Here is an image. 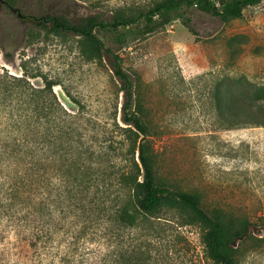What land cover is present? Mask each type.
I'll return each mask as SVG.
<instances>
[{
  "label": "rangeland",
  "instance_id": "374dc122",
  "mask_svg": "<svg viewBox=\"0 0 264 264\" xmlns=\"http://www.w3.org/2000/svg\"><path fill=\"white\" fill-rule=\"evenodd\" d=\"M10 1L23 17L53 13L78 21L94 15H135L162 0ZM191 18L189 27L173 22L117 51L136 82L153 132L160 182L200 192L209 211L220 208L249 218L255 225L250 236L234 246V256L237 264H264V126L228 129L219 115V100L227 93L240 101L264 99V2L236 19L199 11H192ZM0 75L13 86L18 83L9 75L36 88H43L45 81L54 85L55 114L44 121L45 141L38 154L47 160L51 187L60 169L58 183L65 199L58 212L60 234L51 247L65 253L70 235L84 225H72L66 209L72 175H94L93 192L82 204L93 208L94 218L84 212V220L107 225L128 197L122 176L131 168L127 150L132 141L121 122L120 83L106 59L86 56L80 37L37 29L1 1ZM6 98H0V139L11 133L18 139L17 132L5 127L9 112L24 122L30 108L20 94L12 101ZM54 128L60 134L53 138ZM146 219L137 232H119L125 243L134 233L140 241H150L145 251L153 257L151 264H215L205 245L207 228L191 212L168 202ZM93 227L101 232L98 225ZM89 240L79 243L85 253L94 251Z\"/></svg>",
  "mask_w": 264,
  "mask_h": 264
},
{
  "label": "trees",
  "instance_id": "16d2710c",
  "mask_svg": "<svg viewBox=\"0 0 264 264\" xmlns=\"http://www.w3.org/2000/svg\"><path fill=\"white\" fill-rule=\"evenodd\" d=\"M1 2L11 6L10 0ZM263 2L264 0H162L139 10L135 15H94L78 21L66 14L53 13L22 17L47 33L80 37L83 52L90 60H107L120 83L123 98L121 122L126 126L123 130L130 134L132 141L127 150L132 163L129 173L122 176L128 197L122 207L115 206L118 208L116 217L107 225V221L95 222L91 219L94 218L90 211L93 208L88 209L86 205H82L93 192L94 175L87 171L72 175L73 184L69 192L72 196L67 199L66 209L69 212H66L73 220L72 225L78 226L79 222L84 225L79 232L70 235L71 242L65 253L60 250L55 252L51 244L60 234L61 217L58 212H61L60 207L65 197L61 191L62 186L58 183L60 169L57 168L55 183L51 187L47 160L38 154L43 150L42 144L45 141L44 121L53 119L55 114L51 98L54 97V85L45 81L43 88H36L28 82L22 83L21 77L9 75L18 83V86H13L0 75V98L7 97L12 101L15 94H20L31 114L27 116V113L22 122L16 120L10 111L12 116L7 119L5 127L13 133L17 132L19 138L14 139L11 133L6 139H0V264H151L153 257L145 251L151 242L140 241L134 233L128 235H131L129 242L125 243L119 229L137 232L148 221L147 215L168 202L191 212L207 228L205 245L215 264H237L234 246L250 236L255 224L247 217H237L224 209L207 210L198 191H183L160 182L153 132L145 119L136 82L125 69L117 48L121 49L173 22L189 27L192 11L230 20L240 18L245 9ZM224 81L228 84L231 82L229 77ZM17 88L19 90L16 91ZM219 104L220 118L228 129L264 126V99L240 101L227 93L220 98ZM66 114L69 115L67 112ZM32 118L36 119L34 124L30 123ZM59 131L53 129V138L60 134ZM59 160L55 157L54 162L58 163ZM82 187L86 191L85 195H81ZM84 212H88L91 218L84 220ZM92 225H98L101 232ZM85 238L91 239L87 243L95 244L94 251L90 249L83 252L84 248L79 243Z\"/></svg>",
  "mask_w": 264,
  "mask_h": 264
},
{
  "label": "water",
  "instance_id": "95a60500",
  "mask_svg": "<svg viewBox=\"0 0 264 264\" xmlns=\"http://www.w3.org/2000/svg\"><path fill=\"white\" fill-rule=\"evenodd\" d=\"M0 1H2V0H0ZM11 10H12L13 13H17L18 16L23 17V15L21 14V12L17 8H11Z\"/></svg>",
  "mask_w": 264,
  "mask_h": 264
},
{
  "label": "flooded vegetation",
  "instance_id": "af4514ba",
  "mask_svg": "<svg viewBox=\"0 0 264 264\" xmlns=\"http://www.w3.org/2000/svg\"><path fill=\"white\" fill-rule=\"evenodd\" d=\"M7 5V7L9 8V9H11L12 7L11 6H9L8 4H6Z\"/></svg>",
  "mask_w": 264,
  "mask_h": 264
}]
</instances>
